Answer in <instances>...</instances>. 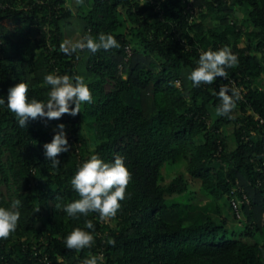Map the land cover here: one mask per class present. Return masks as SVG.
I'll return each instance as SVG.
<instances>
[{
    "label": "trees",
    "instance_id": "1",
    "mask_svg": "<svg viewBox=\"0 0 264 264\" xmlns=\"http://www.w3.org/2000/svg\"><path fill=\"white\" fill-rule=\"evenodd\" d=\"M101 33L120 48L62 51ZM225 45L238 57L228 79L193 87L200 54ZM47 74L82 77L93 102L26 128L0 106V206L21 201L0 264H264V0H0V97L25 82L46 101ZM225 86L240 95L232 119L216 115ZM61 123L70 148L53 169L43 145ZM93 154L123 156L132 179L115 217L74 220L62 207ZM88 220L94 245L67 249Z\"/></svg>",
    "mask_w": 264,
    "mask_h": 264
},
{
    "label": "clouds",
    "instance_id": "2",
    "mask_svg": "<svg viewBox=\"0 0 264 264\" xmlns=\"http://www.w3.org/2000/svg\"><path fill=\"white\" fill-rule=\"evenodd\" d=\"M119 48L120 44L113 35L101 33L96 37L85 36L82 42L76 43L70 49L62 46V51L68 55L87 49L95 54L100 50ZM237 64L238 57L229 46L225 45L217 50L209 49L200 54L197 66L189 72L187 79L193 87L211 85L217 78L228 79L227 69ZM44 83L50 86L46 101L29 98V85L25 82H20L8 90L7 103L4 97H0V106L6 105L15 114L20 128H26L29 121L37 119L46 125L48 121L61 119L64 114L75 117L81 112L82 104L93 102L92 93L80 76L47 74L44 76ZM216 94L220 100L216 115L232 119L231 113L240 100L238 90L225 86ZM65 127L63 123L58 124L51 142L43 145L44 155L53 169L60 167L61 162L57 158L59 154L68 152L70 148ZM131 179L123 156L116 155L113 162H105L98 154H93L81 164L70 181L72 189L80 198L64 204L62 210L67 217L74 220L89 213H98L101 220L115 217L121 208V202L126 198ZM20 207L19 199H13L7 207L0 206V239H7L16 231ZM63 242L69 250L91 248L95 243L94 224L90 220L85 221L84 228H73ZM107 243L115 245V241L111 239ZM83 264H98V258L85 259Z\"/></svg>",
    "mask_w": 264,
    "mask_h": 264
},
{
    "label": "rangeland",
    "instance_id": "3",
    "mask_svg": "<svg viewBox=\"0 0 264 264\" xmlns=\"http://www.w3.org/2000/svg\"><path fill=\"white\" fill-rule=\"evenodd\" d=\"M184 168H185V163H182V164H179L178 166H176L175 168H171V169H168L166 171V173L169 175H172V174H176V173H183L184 172ZM192 184V183H191ZM190 190H191V194L195 197L196 200H201L202 199V196L199 192V188L195 185L192 184V186L190 187ZM107 220V218H106Z\"/></svg>",
    "mask_w": 264,
    "mask_h": 264
},
{
    "label": "built area",
    "instance_id": "4",
    "mask_svg": "<svg viewBox=\"0 0 264 264\" xmlns=\"http://www.w3.org/2000/svg\"><path fill=\"white\" fill-rule=\"evenodd\" d=\"M44 1H46V0H38V2H40V3H43ZM185 2H187L188 6H190V5L194 2V0H185ZM191 13H192V11H191ZM191 19H192V18H191ZM191 19H190V20H191ZM233 86L235 87V84H233ZM257 119H258V118H257ZM243 199L246 200V197L243 196ZM232 206H233L234 210L237 211L238 203H236V202H232ZM237 212H238V211H237Z\"/></svg>",
    "mask_w": 264,
    "mask_h": 264
}]
</instances>
